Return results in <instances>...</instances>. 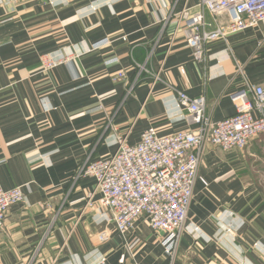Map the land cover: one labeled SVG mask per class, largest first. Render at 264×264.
<instances>
[{"label": "crops", "instance_id": "obj_1", "mask_svg": "<svg viewBox=\"0 0 264 264\" xmlns=\"http://www.w3.org/2000/svg\"><path fill=\"white\" fill-rule=\"evenodd\" d=\"M175 1L0 0V187L24 193L0 230V264H264V137L204 147L177 243L143 218L119 233L96 202L82 211L94 179L75 175L88 154L110 155L120 134L134 143L148 127H193L172 88L203 94L219 120L264 82V20L206 43L200 63L186 25H164ZM196 3L176 9L228 30V15ZM49 60L59 63L45 69ZM107 228L98 243L91 232Z\"/></svg>", "mask_w": 264, "mask_h": 264}, {"label": "built area", "instance_id": "obj_2", "mask_svg": "<svg viewBox=\"0 0 264 264\" xmlns=\"http://www.w3.org/2000/svg\"><path fill=\"white\" fill-rule=\"evenodd\" d=\"M177 1L164 17V25L172 22L175 30L182 23L186 25L187 44L200 63L205 60L206 43L229 41L264 20V0H197V6L212 15H228V30H207L202 13L190 17L185 4L176 9ZM58 63L49 60L45 69ZM124 75V72L118 74L119 77ZM172 89L179 106L191 116L193 127L166 136L148 127L134 143L129 142L127 134H120L114 152L98 158L88 154L75 177L87 175L94 179L82 211L96 202L100 211L110 215L119 233L143 218L151 229L174 234L177 243L186 226L204 147L211 145L224 152L238 151L263 139L264 82L248 83L247 92L235 97L234 114L219 120L206 113L203 94L192 96L185 90ZM23 199L22 185L0 187V230L9 210ZM91 235L98 243H106L112 237L108 228L93 231Z\"/></svg>", "mask_w": 264, "mask_h": 264}, {"label": "rangeland", "instance_id": "obj_3", "mask_svg": "<svg viewBox=\"0 0 264 264\" xmlns=\"http://www.w3.org/2000/svg\"><path fill=\"white\" fill-rule=\"evenodd\" d=\"M172 235H174V234H172ZM174 240V239H173ZM175 241V240H174ZM174 241H173V243H174ZM173 251V250H172ZM175 251V250H174Z\"/></svg>", "mask_w": 264, "mask_h": 264}]
</instances>
